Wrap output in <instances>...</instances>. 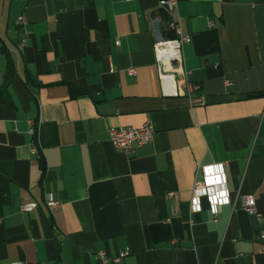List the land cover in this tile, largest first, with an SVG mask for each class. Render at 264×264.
Wrapping results in <instances>:
<instances>
[{"label": "crops", "instance_id": "0c3cea01", "mask_svg": "<svg viewBox=\"0 0 264 264\" xmlns=\"http://www.w3.org/2000/svg\"><path fill=\"white\" fill-rule=\"evenodd\" d=\"M178 17L189 90L167 93L154 42ZM211 28L219 49L203 53ZM258 91L264 0H177L170 15L159 0H0V264H264ZM148 120L133 152L109 140ZM216 162L230 203L193 211L199 167Z\"/></svg>", "mask_w": 264, "mask_h": 264}, {"label": "built area", "instance_id": "2783aa9c", "mask_svg": "<svg viewBox=\"0 0 264 264\" xmlns=\"http://www.w3.org/2000/svg\"><path fill=\"white\" fill-rule=\"evenodd\" d=\"M134 1V0H126ZM160 6L167 14H172L177 11V0H159ZM16 23H21V17L16 20ZM168 26L171 27L176 37L172 39L158 38L154 42L155 57L158 63V71L160 78L164 81L165 91L167 93H176L183 87L189 90L186 73L182 69V46L190 41V36L184 33L181 29L179 17L177 19H169ZM119 41H117V44ZM130 73H134V69H129ZM176 73L178 76H176ZM197 100V99H196ZM29 126V133L36 134L34 120L27 119ZM155 133L154 126L151 121H145L138 127H109V140L119 150L125 152H133L136 147H139L152 140ZM225 166L226 163L216 162L208 165H201L199 170L202 173L201 178L194 180L192 186V210L196 203L199 204L201 197H206L211 213L216 216L222 205L230 203L229 192L225 184ZM169 194H172L170 192ZM57 200L51 197L45 199L46 206L51 210L56 204ZM38 203L36 201H29L20 205L22 211H31L36 208ZM244 209L250 213L257 215L255 208V198L248 195L243 199ZM213 208L216 211H213ZM200 209V206H199ZM194 211V210H193ZM258 216V215H257ZM257 238L264 244V232L259 233ZM127 254L126 251L112 258L114 262H118L121 257ZM98 256L105 260L103 251L98 252ZM10 264H22L20 261H14Z\"/></svg>", "mask_w": 264, "mask_h": 264}, {"label": "trees", "instance_id": "16d2710c", "mask_svg": "<svg viewBox=\"0 0 264 264\" xmlns=\"http://www.w3.org/2000/svg\"><path fill=\"white\" fill-rule=\"evenodd\" d=\"M218 49H219V42H218L217 29L211 28L210 30L202 34V50L203 53H208V52L218 51ZM76 92L77 91H75V93ZM261 95H264V91L251 92L248 93L246 96L256 97Z\"/></svg>", "mask_w": 264, "mask_h": 264}, {"label": "clouds", "instance_id": "9594fccd", "mask_svg": "<svg viewBox=\"0 0 264 264\" xmlns=\"http://www.w3.org/2000/svg\"><path fill=\"white\" fill-rule=\"evenodd\" d=\"M194 211H199V204L198 203H196V205H195V207H194V209H193ZM213 211L215 212L216 211V209L215 208H213Z\"/></svg>", "mask_w": 264, "mask_h": 264}, {"label": "rangeland", "instance_id": "374dc122", "mask_svg": "<svg viewBox=\"0 0 264 264\" xmlns=\"http://www.w3.org/2000/svg\"><path fill=\"white\" fill-rule=\"evenodd\" d=\"M184 46V45H183ZM183 46H182V48H183ZM181 51H182V49H181Z\"/></svg>", "mask_w": 264, "mask_h": 264}]
</instances>
